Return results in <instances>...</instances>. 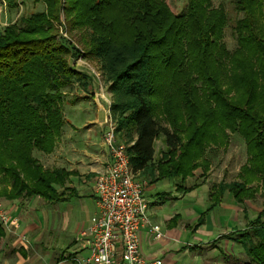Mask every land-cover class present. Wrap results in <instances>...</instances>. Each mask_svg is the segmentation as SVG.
<instances>
[{"label":"trees","instance_id":"trees-1","mask_svg":"<svg viewBox=\"0 0 264 264\" xmlns=\"http://www.w3.org/2000/svg\"><path fill=\"white\" fill-rule=\"evenodd\" d=\"M6 1L9 7L17 6V0ZM42 1L44 10L0 29V197L14 200L40 195L61 200L63 193L55 185L64 184L71 175L64 169L45 168L31 154L33 148L47 153L55 148L65 124L62 88L75 78L85 87L91 84L89 76L69 65L68 58L78 55L76 47L65 37L57 39L54 21L61 12L66 29L79 33L88 56L100 59L104 76L112 81L109 89L113 115L119 120L117 135L130 126L124 142L138 178L147 176L152 183L164 178L182 181L193 175L197 167L206 165V158L199 160L205 148L219 141L208 129L226 124L243 136L249 158L238 174L241 180L217 185L220 195L229 190L241 202L254 197L258 183L264 188V116L258 114L264 108V21L260 33L253 26L254 5L264 9V0H235L246 16L242 25L238 23L239 46L228 55L235 58L246 50L248 65L240 66L241 74L235 70L228 83L220 79L224 65L216 72L206 66L205 51L219 44L225 22L223 7L211 8L210 0H189L188 10L178 15L165 0H66L64 6L61 0ZM177 47L182 59L176 65L188 63L184 50L189 55L198 53L202 65L197 75L182 83L183 100L188 104L183 107L167 104L175 97L171 93L176 91L177 79L170 81L172 88L163 93L162 102L155 99L161 96L155 65H171ZM243 87L244 101L236 96ZM161 103L170 125L157 115ZM241 103L247 107L237 106ZM179 111L187 123L188 151H179L183 141L174 127ZM161 134L169 150L155 160V142ZM3 235L0 224V239ZM241 238L252 262L264 264V224ZM256 238H261L258 245Z\"/></svg>","mask_w":264,"mask_h":264},{"label":"crops","instance_id":"crops-1","mask_svg":"<svg viewBox=\"0 0 264 264\" xmlns=\"http://www.w3.org/2000/svg\"><path fill=\"white\" fill-rule=\"evenodd\" d=\"M95 81L89 84L88 103L95 106L92 118L88 116L81 126L71 125L68 130L64 124L54 150L38 157L47 169L71 172L64 184L55 185L63 198L48 200L40 195L14 200L0 198L12 216L20 218L16 229L0 223L4 229L0 264H80L89 255L81 233L96 217L95 179L109 160L103 142L105 120L101 118L106 102L94 95L99 88ZM154 159H159L156 145ZM203 174L204 171H195L186 180L172 183L173 188L168 190H157V185L172 178L152 183L147 176L140 178L149 201V215L163 233L156 239L148 228L139 231L145 258L160 259L161 264H247L248 255L243 243L240 244L241 233L247 230L242 221L247 210L232 192L226 190L220 195L217 189L220 183L236 179L225 181ZM196 175L201 180L194 182ZM75 200L81 202L85 215L79 213ZM168 203L171 207L166 210ZM38 211V215H33ZM22 235L26 236L25 240Z\"/></svg>","mask_w":264,"mask_h":264},{"label":"rangeland","instance_id":"rangeland-1","mask_svg":"<svg viewBox=\"0 0 264 264\" xmlns=\"http://www.w3.org/2000/svg\"><path fill=\"white\" fill-rule=\"evenodd\" d=\"M167 4L169 5L170 9L174 12V14H183L188 9L189 0H165ZM60 5L64 6L66 5V0H61ZM211 8H219L220 6L223 7L225 12V22L221 29V37L218 41L219 44L217 46H210L205 51V56H207L206 60V66L209 68V72L213 70V72L217 70V68L220 65H224L225 68L220 72L221 80L224 82H230L231 77L234 73V71H237V74H241L243 72V69L240 67L241 65H248V54L247 51L244 50L242 54L237 55L235 58L233 56L230 57L231 52L236 50L239 46V32L237 31L238 23L242 25V21L244 20L246 16V12L242 9H239L238 6L235 3V0H210ZM46 8L45 3L42 0H17V6L15 7H9V3L5 0H0V29L2 30L5 26L9 24L14 23H20L21 19L25 16L30 15L33 12L36 11H42ZM264 11L263 7L260 5H254V24L253 26L256 27V29L262 31V25H263V14ZM60 19L54 21V25L58 29V35L57 39H60L61 37H65L69 39L72 44L76 47L78 50V55H76L73 58H68L69 65H71L75 70L78 72L89 76L91 78V83H94V79L97 81L96 85L99 86V88L95 89L96 95L101 90V85L104 86V94L107 96H111L113 99V93L109 89V85H111L112 81H108L106 77L103 74V69L101 65L100 59L94 57V56H88L86 46L83 42L79 41V33L76 30L68 31L66 19L64 16V13H60ZM171 38V36H170ZM177 44H175L176 47ZM174 47V48H175ZM176 49L177 53L171 61V65H168L165 67L164 65H155V81L157 85H161V89L158 90V93H161L160 98H155L156 103L162 102L163 93L167 92L172 88V85L170 81L172 79H177L178 85H176L174 88L176 91L174 93H171L175 95V97L170 98V101H167L168 106L175 105V107H183L187 106L188 104L185 103L184 96H182L183 90H182V83L183 81L187 80L188 78L194 77V75H197L199 70H201L200 61L201 57H199L198 53H194L193 55H189L187 50V60L188 63L184 65H176L178 63V60L182 59V53L179 52L180 48L177 47ZM223 49V51H222ZM153 53H157V51H153ZM227 53V54H226ZM185 56V54H184ZM186 61V60H185ZM175 62V63H174ZM160 63V62H159ZM192 74V75H191ZM219 74V76H220ZM203 76V75H202ZM95 81V82H96ZM99 82V84H98ZM95 85V86H96ZM200 83L198 82V86ZM94 89V88H93ZM246 88L243 87L240 89L236 96H239L243 101L246 98ZM63 97H62V110L64 114V118L66 119L67 123L65 122V128L68 130L69 126H77L79 124L80 126L84 123V120H87L88 116L92 118L95 110V106L88 103V99H90L91 95V89L89 86H83L81 84V81L79 79H74L73 82L67 84L65 87L62 88ZM261 94V93H259ZM159 95V94H158ZM166 98V96H164ZM259 101V100H258ZM236 102V101H235ZM163 105V103H161ZM237 104V103H236ZM160 105H158L159 107ZM239 107H244L243 103L238 104ZM236 106V107H237ZM161 108H157L156 112L157 115L162 118V121L170 125V120L168 119V116L165 114V112H162L163 106ZM247 107V106H246ZM244 107V108H246ZM236 109V108H234ZM183 111V108H182ZM182 111L178 112L179 121L176 123L174 127L177 128L180 132L181 139L183 141L182 148L179 149V151H188L189 148L186 146L189 136L186 134V127L184 124L186 123L185 115L182 113ZM258 114L263 117L264 116V108H262L261 111L258 112ZM106 112L105 110L101 114V118L105 120ZM117 124H119L118 118H116ZM187 124V123H186ZM185 124V125H186ZM78 125V126H79ZM95 125V124H94ZM229 125L221 124V128H210L208 129V132L212 133L216 137H213V139H218V144H212L208 145L205 148V152L203 153L202 158H206V165L197 167L194 170V173H199L200 171H204L203 175H209L211 177H216L217 179L220 178L225 181H231L234 179L241 180V178L238 177V174L241 171V168L243 165H245L248 162L249 155L246 151V142L243 138V136L239 132L233 131L230 127H227ZM130 126L125 127V129L121 130L119 139L123 142L125 139H127V133L130 130ZM84 131V130H83ZM58 140V139H57ZM57 142V141H56ZM156 149L158 151V157L161 158L163 156V153L168 152V148L166 146L164 135H160L156 139ZM43 151L38 150L37 148H33L31 154L32 157L38 159V157H43ZM39 160V159H38ZM42 164V163H41ZM214 173V175H213ZM220 173V177H218V174ZM2 173H0V179L2 177ZM194 175V174H193ZM217 175V176H216ZM192 176V175H191ZM188 178V177H187ZM186 180V179H184ZM201 178L196 175V178H194L192 181H200ZM175 182H181V179H170V181L166 182H160L157 185V190H168L169 188H173V184ZM250 184L248 183V186ZM259 185L258 191L254 194V197L252 199L246 198L243 199V201L240 202V205L244 207L245 210H247V217L244 219L242 217V221L246 223L247 230L243 231L241 235H244V233L250 232L251 229H256L259 225L264 224V214L262 217H259V214L264 209V188H262ZM3 186V184L0 182V188ZM156 192V191H155ZM154 194V192H153ZM154 196V195H153ZM2 198V197H0ZM152 198V196L150 197ZM207 198V194H206ZM191 200H193L191 198ZM247 200H250L247 201ZM1 201V200H0ZM75 207L79 211L81 215H85L83 212L81 202L78 200L74 201ZM239 203V202H238ZM253 208H251L252 206ZM2 206L5 208V206L2 204ZM166 210H168L171 207V204H166ZM6 209V208H5ZM250 209H253L250 211ZM40 211V207H39ZM38 212L33 213V215H38ZM264 213V211H263ZM243 216V214L241 215ZM258 222V223H257ZM261 224H260V223ZM240 233V231L238 232ZM245 237V236H244ZM243 237V238H244ZM261 239V238H260ZM259 238H256L254 240L255 244L258 245L260 242ZM248 243V242H247ZM238 248H241L239 243H237ZM242 244V242L240 243ZM263 254V253H262ZM264 259V256L262 257ZM252 258L250 255L246 257L247 264H256V262H252Z\"/></svg>","mask_w":264,"mask_h":264},{"label":"built area","instance_id":"built-area-1","mask_svg":"<svg viewBox=\"0 0 264 264\" xmlns=\"http://www.w3.org/2000/svg\"><path fill=\"white\" fill-rule=\"evenodd\" d=\"M103 89L101 85L97 95L106 102L103 142L109 160L95 179L97 212L92 223L81 233L89 255L80 264H161L160 259H147L141 252L139 231L142 228H148L156 239L163 233L149 215L144 182L130 163L128 145L117 135L113 99L106 96ZM0 223L16 229L20 226V218L12 216L0 203ZM22 239L26 236L22 235Z\"/></svg>","mask_w":264,"mask_h":264}]
</instances>
